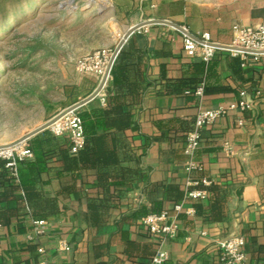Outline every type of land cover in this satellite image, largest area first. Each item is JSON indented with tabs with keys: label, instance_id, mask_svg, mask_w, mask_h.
<instances>
[{
	"label": "crops",
	"instance_id": "obj_1",
	"mask_svg": "<svg viewBox=\"0 0 264 264\" xmlns=\"http://www.w3.org/2000/svg\"><path fill=\"white\" fill-rule=\"evenodd\" d=\"M86 4L89 8L82 15L75 11L72 17L89 16L90 22L105 19L108 26L102 33L107 42L102 47L112 50L123 34L140 22L168 20L193 34L205 31L212 41L224 45L232 42L234 24L253 27L264 22V0H86ZM90 51L88 48L76 56L67 47L64 55L71 62V56L79 58ZM118 56L125 74L121 102L131 120L121 133L126 147L116 150L118 159L110 169L118 177L101 185L95 168L74 179L59 176L56 169L44 173L46 196L61 195L64 184L75 190L64 196L61 213L45 219V236L37 243L26 240L32 232L30 222L0 227V264L37 261L33 244L48 249L52 264H149L159 248L168 256L164 264H218L216 242L233 235L245 239L249 264L264 263V57L249 62L255 70L250 87L232 72L235 56L217 50L211 58L217 73L213 91L193 98L184 89L191 79L201 78L192 68L200 60L185 55L178 29L147 22L125 40L115 60ZM65 67L57 65L64 76L49 95L51 106L39 105L44 115L28 130L19 125L22 132L16 140L98 87L95 74L76 72L72 65ZM111 85L110 79L102 91L103 104L97 96L78 110L106 106ZM242 90L253 106L230 109L205 126L192 157L198 168L188 170L183 148L199 109L238 104ZM203 180L223 190L220 218L195 214L193 201H183L187 190L208 186ZM170 184L183 190V207L175 235L160 244L141 219L162 211L170 217L175 214L166 194ZM94 200L108 204L99 209L98 225L88 219V204ZM199 201L208 205L209 195ZM62 239L70 246L68 252L57 250Z\"/></svg>",
	"mask_w": 264,
	"mask_h": 264
},
{
	"label": "trees",
	"instance_id": "obj_2",
	"mask_svg": "<svg viewBox=\"0 0 264 264\" xmlns=\"http://www.w3.org/2000/svg\"><path fill=\"white\" fill-rule=\"evenodd\" d=\"M37 41V39H31L29 43L15 49V56L22 58L17 62L19 67H27L30 58L39 52L40 45ZM118 59L119 56L111 68L112 85L107 94L108 104L92 106L79 111L84 144L77 153H70L67 136L58 137L49 130H44L29 139L28 147L33 156L31 159L16 161L13 174L6 167L7 161L0 158V227L9 226L21 220L28 223L29 219H47L54 214L61 213L64 196L74 191L75 187L64 184L61 195L46 196L47 181L42 177L44 173L52 169H56L61 177L70 176L74 179L79 177L84 170L95 168L98 171V180L101 185H105L108 178L118 177V174L112 173L110 169L118 159L116 150L126 147V141L121 133L130 126L131 121L125 104L121 102L123 98L121 84H123L125 74ZM199 60L200 62L193 64L192 68L194 72L201 75V78L191 79L184 89L185 93L193 98L199 86H202L204 94H210L213 91V83L217 80L216 67L211 59L208 62ZM243 64L244 61L239 56H235L231 63L232 72L251 87L255 80V70L249 63ZM203 74H205L204 77H202ZM50 90V86L43 90L26 88L22 91V95L26 98L33 96L35 100L31 99L29 102H35L48 108L51 106ZM199 189L208 192L209 203L204 205L199 200H192L195 214L214 219L220 218L222 188L219 185L210 184L200 186ZM166 194L168 200L173 203L172 205H175L182 201L184 193L179 186L170 184L166 187ZM105 202L94 200L88 204V219L92 225H98L100 222L98 212L99 209L102 210L108 206ZM31 246L37 249L36 244ZM153 255L149 258V264H152Z\"/></svg>",
	"mask_w": 264,
	"mask_h": 264
},
{
	"label": "rangeland",
	"instance_id": "obj_3",
	"mask_svg": "<svg viewBox=\"0 0 264 264\" xmlns=\"http://www.w3.org/2000/svg\"><path fill=\"white\" fill-rule=\"evenodd\" d=\"M60 1L65 3L66 9L58 7ZM85 2L0 0V143L15 142L22 132L19 125H25L28 130L44 115L39 105L29 102L35 97L22 95L24 89L43 90L50 86L52 93L64 76V72L57 68L58 64L63 67L72 65L79 72L76 63L85 55L78 58L76 54L88 48H91L90 53L112 50L102 47L107 42L102 33L108 26L105 19L90 22L89 16L72 17L75 11L82 15L85 10L81 7ZM67 10L71 11L69 16ZM31 39L38 40L39 52L30 58L27 67L21 68L17 62L22 58L15 56V49ZM67 47L76 55L71 56V62H67L64 55Z\"/></svg>",
	"mask_w": 264,
	"mask_h": 264
},
{
	"label": "built area",
	"instance_id": "obj_4",
	"mask_svg": "<svg viewBox=\"0 0 264 264\" xmlns=\"http://www.w3.org/2000/svg\"><path fill=\"white\" fill-rule=\"evenodd\" d=\"M182 29L183 30H179L182 32V49L185 55L190 58H199L202 61L208 62L217 50H225L219 48L217 46L218 43L212 41L209 33L205 31L193 34L183 27ZM232 32V42L227 45L233 48L228 51L234 56H239L244 61L243 65L249 63L250 60L256 61L259 58L264 57V22L253 27L234 24L232 26ZM113 51L114 50H97L79 58L76 63V69L80 73H92L98 77V86L103 81L101 89L97 95L102 104L104 103V95L102 91L111 79L112 67L108 71V66ZM202 92L203 88L202 86H199L195 90V95L201 96ZM240 95L243 98L238 104H232L227 107L219 106L217 108L199 109L195 117L193 129L186 135L183 148L185 155L189 159L187 162L188 170L198 168V165L192 160V157L199 146L200 133L205 126L214 123L218 118L224 116L230 109L239 107L240 109L245 110L253 106L250 101L245 99V90H242ZM46 130H49L58 137L67 136L69 140V151L71 154L77 153L84 144L78 109H71L62 113L49 124ZM225 149H228L227 144H225ZM32 156V151L28 147V141L0 144V158L7 161L6 167L12 171V174L14 173L16 161L31 159ZM202 183L208 185L209 181L203 180ZM207 196L208 192L205 190L191 189L186 191L183 201L203 200L207 198ZM182 202L173 206L175 214L171 217L168 215L167 211H162L159 214L146 215L141 219L142 224L147 228L149 234L157 239L158 242L160 241V244L175 235L178 229V214L183 207ZM29 222L32 226V232L26 235V240L37 243L45 236L47 222L45 219H30ZM216 246L219 250L218 264H249L245 252V239L242 236L233 235L218 240ZM57 250L68 252L70 246L67 241L62 239L57 243ZM37 253L39 255L38 260L30 264H52L48 260V249L44 245L38 244ZM167 258L166 251L159 248L153 255L151 263L162 264Z\"/></svg>",
	"mask_w": 264,
	"mask_h": 264
},
{
	"label": "water",
	"instance_id": "obj_5",
	"mask_svg": "<svg viewBox=\"0 0 264 264\" xmlns=\"http://www.w3.org/2000/svg\"><path fill=\"white\" fill-rule=\"evenodd\" d=\"M58 7L60 8H64L66 9V5L63 1H60L58 3ZM89 8V4L84 5L83 7H81V10H86ZM71 13V11H66V14L69 16ZM147 22H156V23H160V24H165L168 26H172L178 30H183L179 25L168 21V20H161V19H157V20H153V21H147ZM147 22H140L132 27H130L122 36L121 40L119 41V43L117 44V46L115 47L111 60L109 62V66H108V71L109 69L112 67L114 60L119 52V50L121 49V47L123 46L125 40L135 31H137L141 26H143V24L147 23ZM219 48L225 49V50H229L233 47H230L229 45H224V44H218L217 45ZM107 71V72H108ZM103 81L99 84V86L95 89V91H93L89 96H87L86 98H84L81 101H78L76 103H74L73 105L69 106L68 108L64 109L60 114L56 115L55 117H52L51 119H49L48 121H46L44 124H42L41 126L37 127L36 129L28 132L26 135L22 136L20 139H18L15 142H19V141H28L30 138H32L33 136L37 135L38 133L44 131L47 129V127L49 126V124L55 120L57 117H59L62 113L71 110V109H79L80 107H82L83 105H85L86 103H88L89 101L93 100L95 97H97L101 86H102Z\"/></svg>",
	"mask_w": 264,
	"mask_h": 264
},
{
	"label": "bare ground",
	"instance_id": "obj_6",
	"mask_svg": "<svg viewBox=\"0 0 264 264\" xmlns=\"http://www.w3.org/2000/svg\"><path fill=\"white\" fill-rule=\"evenodd\" d=\"M90 1H92V0H88V2H90Z\"/></svg>",
	"mask_w": 264,
	"mask_h": 264
}]
</instances>
